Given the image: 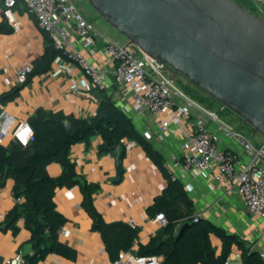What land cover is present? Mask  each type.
Here are the masks:
<instances>
[{
	"label": "crops",
	"instance_id": "obj_1",
	"mask_svg": "<svg viewBox=\"0 0 264 264\" xmlns=\"http://www.w3.org/2000/svg\"><path fill=\"white\" fill-rule=\"evenodd\" d=\"M16 19L18 29L5 17L4 5L0 1V96L18 92L5 103L0 102L1 130H6L3 144L11 146L15 129L23 122L29 123L30 117L40 109L88 118L96 113L103 95L112 96L116 104L127 115H131L137 130L163 155V169L135 143L121 160L122 174L117 180V153L113 157L101 153L99 147L102 139L98 135L91 137L86 143L74 145L72 158L78 173L89 183L98 185L93 199L105 222H137L139 237L134 246L137 250L140 243H147L160 229L155 216H151L148 209L172 180L166 164H171L174 158L182 156V137L169 135L162 139L154 117L150 114L139 115L132 109V89L128 85L116 83L114 65L105 64L101 51L103 45L119 41L114 39V33L103 23H97L95 27L93 51L79 48L90 60L109 71L104 88H93L82 68L66 58L60 63L54 60L47 71L35 74L25 83L19 84L18 70L25 65L33 68L51 46V40L22 3L17 6ZM196 106L192 108L193 119L203 114L201 109L210 110L201 105ZM220 119L226 123L222 117ZM207 124L209 128L219 132L224 149L242 153L236 141L224 137L216 121L209 119ZM47 170L52 176L62 173L58 163L50 164ZM177 181L192 199L195 215L211 220L238 235L246 248L259 252L264 260V219L249 213L237 193L229 191L224 183L216 182L211 174L188 173ZM13 186L12 178L3 179L0 176V215L7 216L17 204ZM55 201L58 210L67 218L63 226L65 233H59L60 240L75 251V257L66 259L53 254L43 264H113L105 250L101 234L93 230L92 218L82 206L80 187L57 189ZM182 210L185 211L184 208ZM4 220L5 218L0 219V264H7L14 254L27 251V241L31 236L23 219L15 226H9ZM213 242L219 254L221 242L218 239H213ZM158 257L162 263L163 257ZM227 263L244 264L239 246H233Z\"/></svg>",
	"mask_w": 264,
	"mask_h": 264
},
{
	"label": "trees",
	"instance_id": "obj_2",
	"mask_svg": "<svg viewBox=\"0 0 264 264\" xmlns=\"http://www.w3.org/2000/svg\"><path fill=\"white\" fill-rule=\"evenodd\" d=\"M246 7L256 12L252 2ZM58 54L51 42L45 55L34 64L27 80L47 71ZM17 93L0 96V102L5 103ZM1 123L0 118V130ZM29 124L34 136L26 145L13 141L8 147L0 143V176L12 178L14 196L22 198L4 221L15 226L23 219L31 234L27 241L29 249L23 251L25 264H43L53 254L66 259L75 257V251L60 240L59 230L67 218L58 210L55 201L57 189L74 186L80 187L82 206L92 218L93 230L101 234L113 263L122 253L131 251L144 257L162 256L161 264H224L236 245L241 248L244 264H264L260 253L246 248L238 235L201 216L195 221L197 215L193 201L179 181L170 180L168 187L148 209L151 216L164 214L167 225L160 227L147 243H140L137 250L134 246L139 237L138 227L124 221L105 222L93 199L98 185L89 183L78 173L72 158L74 145L86 143L98 135L102 139L99 151L116 154L119 147H125L122 141L127 140L140 145L162 169L165 163L163 155L137 130L133 119L112 96L103 95L96 113L88 118L40 109L30 117ZM125 155L124 150L123 157ZM52 163L61 166L59 176L49 174L47 167ZM186 224L188 228L181 234ZM213 239L221 242L219 254Z\"/></svg>",
	"mask_w": 264,
	"mask_h": 264
},
{
	"label": "built area",
	"instance_id": "obj_3",
	"mask_svg": "<svg viewBox=\"0 0 264 264\" xmlns=\"http://www.w3.org/2000/svg\"><path fill=\"white\" fill-rule=\"evenodd\" d=\"M0 1L4 5L5 17L15 28L18 24L16 9L20 3L36 18L59 51L55 58L57 63L64 58L74 61L90 78L93 88L106 86L109 71L90 60L79 48L93 51L95 26L82 15L72 0ZM250 1L256 8V15L264 19V0ZM101 51L105 64L114 65L116 83L132 89V109L139 115H152L162 139L169 135L182 137V156L166 164L172 180H181L188 173L211 174L216 182L224 183L229 191L240 196L249 213L264 219V144L256 147L246 135L223 123L216 112L201 109L203 114L193 119L192 108L196 104L183 100V93L173 79L164 73L169 66L146 56L136 45L110 41L103 45ZM31 71L30 65L22 66L17 73L18 83H25ZM209 119L220 125L224 137L236 141L242 153L222 147V137L218 131L209 128ZM5 136L6 130H0L1 144ZM33 136L34 130L28 122L21 123L14 131V141L22 145L31 141ZM122 142L125 151H130L135 145V142L127 140ZM107 154L110 157L115 155ZM15 200L19 203L22 198L15 197ZM5 217L0 215L1 220ZM194 220L198 221L199 215ZM155 221L160 227L167 225V218L162 213L155 216ZM129 224L138 227L134 220H130ZM59 233H65L64 227L60 228ZM7 264H25L23 253L14 254ZM113 264H161V259L158 256H138L129 251L122 253ZM224 264H228L227 261Z\"/></svg>",
	"mask_w": 264,
	"mask_h": 264
},
{
	"label": "water",
	"instance_id": "obj_4",
	"mask_svg": "<svg viewBox=\"0 0 264 264\" xmlns=\"http://www.w3.org/2000/svg\"><path fill=\"white\" fill-rule=\"evenodd\" d=\"M87 1L146 56L168 65L264 136L262 17L235 0ZM124 150H117V180Z\"/></svg>",
	"mask_w": 264,
	"mask_h": 264
},
{
	"label": "rangeland",
	"instance_id": "obj_5",
	"mask_svg": "<svg viewBox=\"0 0 264 264\" xmlns=\"http://www.w3.org/2000/svg\"><path fill=\"white\" fill-rule=\"evenodd\" d=\"M77 6L82 15L91 22L95 27L97 23H103L114 34V39L119 43H127V38L122 36L116 29L112 28L88 3L87 0H72ZM242 6H250V0H235ZM247 8V7H246ZM256 13V12H253ZM168 77H171L176 87L183 93V100L191 101L196 105H201L206 109L213 110L218 113L223 120L234 128L236 131L246 135L256 147H261L264 144V136L260 133H254V129L243 122L241 118L236 116L230 110L223 108L220 103L212 97L202 92L198 87L191 84L186 78L179 73H176L172 68H167L164 72ZM182 100V101H183ZM184 102V101H183ZM131 116V115H130Z\"/></svg>",
	"mask_w": 264,
	"mask_h": 264
}]
</instances>
